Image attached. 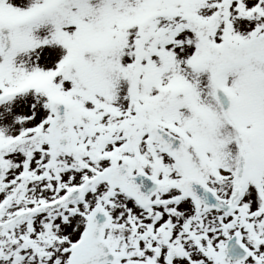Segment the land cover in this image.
<instances>
[{"label":"snow or ice","instance_id":"snow-or-ice-1","mask_svg":"<svg viewBox=\"0 0 264 264\" xmlns=\"http://www.w3.org/2000/svg\"><path fill=\"white\" fill-rule=\"evenodd\" d=\"M0 264H264V0H0Z\"/></svg>","mask_w":264,"mask_h":264}]
</instances>
